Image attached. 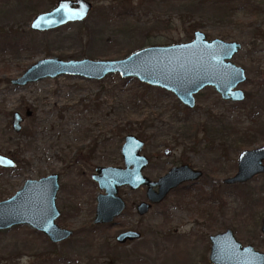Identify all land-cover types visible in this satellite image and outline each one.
<instances>
[{
    "label": "rangeland",
    "instance_id": "obj_1",
    "mask_svg": "<svg viewBox=\"0 0 264 264\" xmlns=\"http://www.w3.org/2000/svg\"><path fill=\"white\" fill-rule=\"evenodd\" d=\"M88 1L92 8L82 21L40 31L30 27L32 18L57 0H0V154L16 163L0 167V200L27 179L58 173L56 206L64 214L57 223L73 229L55 244L26 224L0 230V264H179L180 257V264H210L208 234L227 226L243 245L264 252V174L234 188L218 182L222 196L215 203L201 198L196 187L192 195L200 202L192 198L183 205L174 194L154 205L151 210H201L203 225L193 228L191 217L178 215L169 232L177 227L182 236L162 253L156 242L143 247L151 256L144 263L126 253L129 248H113L116 261H111L100 235L83 229L99 192L91 173L97 165L122 164L120 148L128 134L145 142L143 153L152 159L146 173L153 179L185 153L220 180L234 172L241 150L264 143V0ZM194 30L242 44L232 61L245 69L247 78L238 85L244 100H222L208 86L188 109L172 92L118 73L99 80L62 74L12 83L42 58L121 59L146 46L189 41ZM15 111L23 117L19 131L11 124ZM164 148L173 155L165 157ZM128 191L122 194L129 199L143 193ZM207 210L216 214L214 220ZM184 231L191 232L183 236Z\"/></svg>",
    "mask_w": 264,
    "mask_h": 264
},
{
    "label": "water",
    "instance_id": "obj_2",
    "mask_svg": "<svg viewBox=\"0 0 264 264\" xmlns=\"http://www.w3.org/2000/svg\"><path fill=\"white\" fill-rule=\"evenodd\" d=\"M92 8L88 0H57L55 6L46 12L36 14L30 27L35 30H48L68 22L82 21ZM240 43L219 38L208 39L204 32L195 30L193 38L186 42L169 45H152L131 52L121 59H70L58 57L42 58L30 65L24 73L13 79V84L24 85L45 77L62 74L79 75L99 80L106 75L118 73L122 78H137L145 84L172 92L187 107L194 106V94L207 85H213L222 97L242 100L244 93L236 88L245 80L244 69L231 62ZM22 120L19 113L13 114L12 126L18 131ZM143 141L133 134L124 138L121 153L125 168L98 166L92 174L104 194L97 196L96 222L110 220L125 206L117 195L118 187L128 185L136 188L148 185L149 199L160 201L167 191L177 185L186 167L174 168L168 174L152 182L142 175L147 164L145 156L139 154ZM264 145L244 150L238 158V172L228 182L245 181L256 173L264 171ZM0 166L14 167L15 162L0 154ZM192 174H197L192 171ZM158 187V192L151 190ZM59 188L58 175L51 173L39 179H27L23 186L10 197L0 201V230L14 225L26 224L46 235L52 242H60L71 234L55 223L58 209L55 204ZM147 205L141 203L139 210ZM104 210H115L106 215ZM264 222V220H263ZM262 230L264 232V223ZM213 246L210 260L214 264H264V253L252 246H243L227 230L211 236Z\"/></svg>",
    "mask_w": 264,
    "mask_h": 264
},
{
    "label": "flooded vegetation",
    "instance_id": "obj_3",
    "mask_svg": "<svg viewBox=\"0 0 264 264\" xmlns=\"http://www.w3.org/2000/svg\"><path fill=\"white\" fill-rule=\"evenodd\" d=\"M235 42L240 43L238 41H235ZM240 45L242 47L241 43H240ZM241 47H240V49H241ZM239 50L236 53H234L233 56L235 54H237L239 52ZM233 56H232V58H233ZM232 58H231V62H233ZM235 65H237V64H235ZM237 66H240V65H237ZM240 67H242V66H240ZM244 73H245V69H244ZM246 78L247 77H246V73H245V80H246ZM244 81H242V82H244ZM238 85L236 88H239ZM208 86L213 87L215 89V87L213 85H207L205 87H208ZM205 87H203V88H205ZM203 88H201V89H203ZM200 90H198L197 92H199ZM215 91L219 94V97L222 100H225L228 102H241L242 100L245 99V92L243 90L242 91L244 93V98L242 100H232V99L224 98V97H222L221 93H219L216 89H215ZM195 94H194V106H195V102H196L195 101ZM184 106L188 109H191L194 107V106L193 107H187L186 105H184ZM15 112H17V111H15ZM15 112L12 113V121H13V114ZM17 113H19V112H17ZM19 115L21 116L20 113H19ZM21 118H22V120L19 122L20 129H21V122L23 121L22 116H21ZM262 145H264V143L259 145V146H262ZM259 146H256V147H259ZM121 147H122V145H121ZM144 147H145V142L143 141V148L139 152V154L146 157L147 164L142 168L141 172H142V175L145 176L146 178H148L150 181H152V182L158 181L160 177L165 176L174 168L186 167L188 172H185L186 174L182 175L181 181L177 185L171 187L167 191V193L164 195V197L158 202H153L149 199V196H148L149 186L148 185H140L136 188H131L128 185H122V186L118 187L117 195L120 196L123 199V201L125 202L124 208L122 210H119V212H117L115 215H113L110 220H106V221L103 220V221L96 222L95 220H96V216H97V210H96L97 196H98V194H104V190L99 187L98 183L94 179H92V174L95 173V168L98 166H115V167L125 168V162H124L123 155L121 153V148H120V156H121V160H122L121 165H97V166H95L94 171L91 173V179L97 184L99 192H97V194L95 196V200H96L95 210H93V212H92V218H91L90 224L88 226H85L83 229L86 230V232H88V233H94V234L97 233V235H100L102 243H103L104 247L106 248V253L110 254L109 257H110V259H112L111 261H114V260L116 261V253L115 254L111 253V252H113V248H118V249L129 248L130 251L126 250L127 251L126 253H129L130 255L132 253H134L133 257L134 258L137 256L140 257L141 263H144L146 260H150L149 257H151L150 255L147 254L148 252L143 249V247H145V246H148V245L152 246V244H154V242H156L158 245L156 247V250L160 253L165 252V250H167V248L169 247L168 243L173 241V238H179L182 236L181 232H178L177 227H174L169 232V228H170L173 220L178 219V215H180V218L183 215L184 218L186 217L187 220L191 217L190 224L193 228H195L197 226L200 227L201 225H203L201 210H151L154 205L162 204L165 201L170 200V195L178 194L181 197L180 198L181 203L184 205L188 200L194 198V196L192 195V192H196L195 189L197 187L199 193L201 194L200 195L201 198L202 197L204 199L207 198V201L213 200V202L215 203V200H217V198L219 196L220 197L222 196V193L219 190L220 188L217 185L218 182H221L222 184H224V186L234 188V187H239L240 185H243V184L249 182L250 180L256 178L257 176H259L261 174H264V171L256 173L245 181H236L233 183L232 182L230 183L227 181L228 179L234 177L236 175V173L238 172V166H239L238 158H239L240 153L244 150H251V149L256 148V147H254L251 149L241 150L239 152V154L237 155V158H236V166H235L234 172H232L230 175H226L225 177L221 178L220 180H217L216 176L209 173V172H212V170L207 169L201 165L198 166L197 164H194L190 160V158H188V155L185 153H183L182 157L180 159H178L179 161L177 160L174 163H171L170 167L162 175L153 179L146 173L147 168L150 166L152 159H151V156H149L147 153H143ZM209 148H211L209 150H212L211 146H209ZM185 150H188V151L190 150L192 152L195 151V150H191V149H185ZM163 155L165 157L169 158L173 155V152L170 148H164ZM262 165L264 167V160L262 161ZM0 167H2V166H0ZM2 168H13V167H2ZM192 171L197 173V174H192ZM55 174L58 175V183H59V188H58L57 193H56V197H57V194L60 191L61 183H60V175L58 173H55ZM205 186H207L209 189L208 193L201 191V187L204 189ZM124 188L129 190L127 193L130 195L136 194L139 191V189H142L143 193H142L141 198H139V196H136L135 198H132V199L126 198L125 197L126 194L125 193H124L125 195L122 194ZM151 190L158 192V187L152 186ZM199 193L195 194V195L199 196ZM129 200H131V201H129ZM198 200L196 198H194L195 203H197ZM200 200L198 202H200ZM222 201H224V200H222ZM141 203H145L147 205V208L145 210H139V206ZM195 203H193V204H195ZM55 204H56V198H55ZM222 204H224V202ZM63 211L64 210L58 209V216L55 218V223L63 229L70 230L71 234L69 235V237H71L73 235V229L69 228V227L60 226L57 223L58 219L63 216V214H64ZM113 211H115V210H104L103 213L108 215ZM207 211H208V215H209V220L210 221H212V219L214 220L216 214L213 215V210H207ZM182 220H184V219H182ZM263 220H264V215L262 216L261 226H260V230L264 236V232L262 230L263 223H264ZM192 230H195V229H192ZM227 230L231 231L233 236L235 237V239L238 242H240L236 237L234 229L232 227H229V226H227L226 228H223L219 232H215L213 234H211V233L208 234V240L210 243L208 261L210 264H214L213 262H211V260L209 258L210 252H211V249L213 246V241L211 239V236H214V235L219 234V233H223ZM190 232L184 231L182 233H183V236H185V235H187V233L190 234ZM69 237H67V238H69ZM66 239H63L60 242L66 240ZM48 240H49V238H48ZM49 241L51 243H54V244L59 243V242H52L51 240H49ZM241 245H243V244L241 243ZM243 246H252V245L246 244ZM262 253H264V252H262ZM112 255H114V256H112ZM154 256H155L154 259L158 260L157 257L159 255L155 254ZM177 261L180 264L181 263V257L178 258ZM184 261H186V260L184 259ZM146 264H148V263H146Z\"/></svg>",
    "mask_w": 264,
    "mask_h": 264
},
{
    "label": "trees",
    "instance_id": "obj_4",
    "mask_svg": "<svg viewBox=\"0 0 264 264\" xmlns=\"http://www.w3.org/2000/svg\"><path fill=\"white\" fill-rule=\"evenodd\" d=\"M226 1V0H225ZM0 39H2V35H0ZM3 42H2V40L0 41V44H2ZM7 42L6 43H4V47H7Z\"/></svg>",
    "mask_w": 264,
    "mask_h": 264
}]
</instances>
